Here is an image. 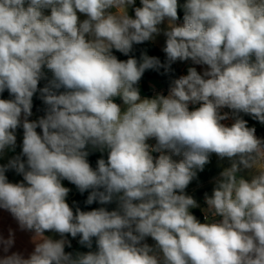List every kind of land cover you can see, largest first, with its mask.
I'll return each instance as SVG.
<instances>
[{"label":"clouds","instance_id":"9594fccd","mask_svg":"<svg viewBox=\"0 0 264 264\" xmlns=\"http://www.w3.org/2000/svg\"><path fill=\"white\" fill-rule=\"evenodd\" d=\"M160 35L163 62L133 54ZM189 61L167 95L141 97L146 71ZM5 91L0 160L23 135L0 163V210L34 247L10 251L9 229L0 264H264V137L244 119L264 125V0H0ZM212 154L230 163L201 222L185 190ZM65 180L101 206H70Z\"/></svg>","mask_w":264,"mask_h":264},{"label":"trees","instance_id":"16d2710c","mask_svg":"<svg viewBox=\"0 0 264 264\" xmlns=\"http://www.w3.org/2000/svg\"><path fill=\"white\" fill-rule=\"evenodd\" d=\"M140 1V0H137ZM181 3L184 2V0H180ZM179 15H180V20L178 22L182 23V17H183V11L179 10ZM135 51H134V55L139 58L141 51L143 50H147L148 55L150 56H158L161 61L163 62L165 55L163 53H161L152 43H145L142 45H136L134 46ZM114 54L121 60H126L128 57L124 56L123 54L119 53V52H115L114 50ZM174 69V72L168 74V75H164L163 73V69L160 70V72L154 71V70H148L145 72L144 76L142 77L141 81L139 82L138 87H140L143 91L144 94H149V89H148V85L147 83L150 80H157L162 87L164 88H168L169 87V83L170 80L172 78H178L180 75L179 70L175 67V65L172 66ZM49 75H51L49 73ZM45 81H41L40 86L42 87L44 85ZM39 94L37 93L34 98H33V109L34 111L39 112L41 115H44V105L42 103V101L38 98ZM0 98H5L8 99L9 95L7 93V91H5L2 95V97ZM106 153H104V157L106 158ZM101 157V153L99 152H95L93 154H91L89 156V162L91 163V165L93 167L96 166V161L98 158ZM0 163H2L0 161ZM6 175L9 178V172L6 173ZM67 187H69L71 189L70 194L67 198V202L70 204V206H79L82 210H91L92 208H96V207H100L101 205H99L98 203H94L93 205H86L84 203V201L87 198L88 192H85L84 194H80L79 191L76 189V187L72 184H70L69 182L67 183ZM73 202H75V204H73ZM106 207H108L111 210V205H107ZM194 214L198 215V212H194ZM69 239H71L72 242V248L70 249H66V251H88V249L83 248L79 245L78 243V237L76 239H72L71 237H69ZM95 247V245H94Z\"/></svg>","mask_w":264,"mask_h":264},{"label":"rangeland","instance_id":"374dc122","mask_svg":"<svg viewBox=\"0 0 264 264\" xmlns=\"http://www.w3.org/2000/svg\"><path fill=\"white\" fill-rule=\"evenodd\" d=\"M155 82V81H154ZM140 89V93H141V97H152L150 94H144L142 89L139 87ZM148 89H149V93L152 91L155 93V95L157 93H159L162 88L161 86L156 82V83H151L148 85ZM40 116H42L40 113L38 112H33V115L29 118L31 120H35L37 118H39ZM20 132H22L21 134L17 131V148L16 151L13 152H9L7 154V157L5 159H3V162L6 163L7 162V158L11 157L13 155L19 154V152L21 151L20 149V143L22 141V135H23V130L22 129H18ZM39 131V129L37 130ZM229 161L227 159L224 160H220L215 154H212L211 158H210V163H208L205 166V169L202 172H198L197 178L194 179L188 186V188L185 190L186 194L193 196L197 202L200 204V208L203 205V199H204V193H208L209 195H211L212 193V189L214 187V179L219 175V173L222 171V169L224 167H228L229 166ZM11 177L14 178V181L16 180H21L22 178L20 176H18L14 171H11ZM67 182L68 181H63L64 186L67 187ZM115 204H111V209L115 208ZM200 208H196V209H192V213L194 214V212H199ZM197 218L198 215L194 214ZM147 242L149 244H153L154 241L151 240V238H148Z\"/></svg>","mask_w":264,"mask_h":264},{"label":"crops","instance_id":"0c3cea01","mask_svg":"<svg viewBox=\"0 0 264 264\" xmlns=\"http://www.w3.org/2000/svg\"><path fill=\"white\" fill-rule=\"evenodd\" d=\"M139 5H140V1L136 0V6H139ZM130 14H132L131 10H130ZM83 18L84 17L82 16L81 19H83ZM178 23H180V22H178ZM164 42H165V37L163 35H160L159 37H157L156 41L154 43H152V44L161 53H163L161 51V49L164 46ZM174 65L179 70L180 75L187 74V68L189 66H194V65H191L190 61L189 62H177ZM196 67H197L198 71H202V68L200 66H196ZM156 82L161 86V84L155 79L150 80L147 83V85H149L151 83L153 84V83H156ZM161 88H162V86H161ZM117 102L120 103L121 101L118 100ZM32 111L33 112H37V111H34V110H32ZM244 119H246L248 121L249 126H254L256 128V130H258L259 128L262 127V124H260L257 121L252 120L250 116H244ZM17 131L20 134L22 133L19 130H17ZM0 161L2 163H4L3 160H0ZM9 180L12 181V182H18L19 181V180H17V181L15 180L14 181V178L11 177V171H9ZM203 202H204V199H203ZM198 214H199V212H198ZM9 229H12L14 231V233H15V244H14L13 248L10 251H19V252L24 253L25 256H27V254L30 253L33 250V247H34V245L31 243L32 234L28 233V232L20 231L16 221L11 217V215L8 212L4 211V210H0V234H2L5 238H7L8 234H9ZM2 254L3 253L0 252V255H2Z\"/></svg>","mask_w":264,"mask_h":264},{"label":"built area","instance_id":"2783aa9c","mask_svg":"<svg viewBox=\"0 0 264 264\" xmlns=\"http://www.w3.org/2000/svg\"><path fill=\"white\" fill-rule=\"evenodd\" d=\"M180 76V75H179ZM167 92H168V88H164V87H162V90L159 92V93H162V94H164V95H167ZM152 97L155 95V93L154 92H151V93H149ZM225 111H227V109H225ZM225 123H231V121H226ZM256 134L258 135V136H260V137H264V125H262V127L261 128H259L257 131H256ZM150 143H155V141L153 140V141H149ZM154 155H156V154H154ZM174 158H176V159H179L178 157H174ZM206 207V205H205V203L203 202V205L201 206V208H200V211H199V214H198V219L201 221V222H203L204 221V213L201 211V209L202 208H205Z\"/></svg>","mask_w":264,"mask_h":264}]
</instances>
